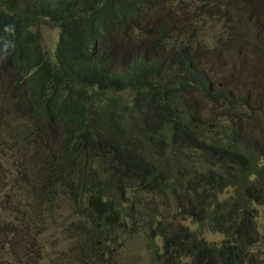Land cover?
Listing matches in <instances>:
<instances>
[{"label": "trees", "instance_id": "1", "mask_svg": "<svg viewBox=\"0 0 264 264\" xmlns=\"http://www.w3.org/2000/svg\"><path fill=\"white\" fill-rule=\"evenodd\" d=\"M260 206L264 0H0V264H264Z\"/></svg>", "mask_w": 264, "mask_h": 264}, {"label": "rangeland", "instance_id": "2", "mask_svg": "<svg viewBox=\"0 0 264 264\" xmlns=\"http://www.w3.org/2000/svg\"><path fill=\"white\" fill-rule=\"evenodd\" d=\"M37 31L40 35V44L42 46L43 51L47 56L51 55L54 51L55 44L57 41V29H51L46 25H41L37 28ZM198 35L201 37H205L206 39L212 38L213 33H217L213 28V25L207 24L206 26H200L197 30ZM218 34V33H217ZM211 64L215 65V60H210ZM217 70V69H216ZM223 76L220 78L222 79ZM223 80H220L222 82ZM9 168L11 166L9 165ZM7 179H10L6 176ZM60 209L55 214L54 220L56 223H60L64 221V218L67 216L68 211L64 206L62 201L59 202ZM259 215L257 219V224L259 227V243L256 247V251H259L261 256L264 258V206H260L257 208ZM68 223V222H67ZM185 225L189 226L192 230L198 229L195 225H190V222H185ZM204 238H206L207 242L215 245H219L222 241V236L216 233H205ZM72 241L68 239L66 234L61 233V229L57 228L55 225L52 229L48 230L44 235L43 239L40 240V245L43 249V259L41 264H55V255L59 252H66L70 247Z\"/></svg>", "mask_w": 264, "mask_h": 264}, {"label": "clouds", "instance_id": "3", "mask_svg": "<svg viewBox=\"0 0 264 264\" xmlns=\"http://www.w3.org/2000/svg\"><path fill=\"white\" fill-rule=\"evenodd\" d=\"M6 32H12L14 34V26L6 25L5 26ZM57 38H58V30H57ZM8 45H5V50L7 49Z\"/></svg>", "mask_w": 264, "mask_h": 264}]
</instances>
